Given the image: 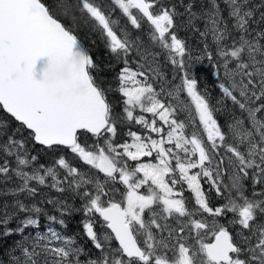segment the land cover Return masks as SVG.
<instances>
[{
	"label": "snow or ice",
	"instance_id": "obj_1",
	"mask_svg": "<svg viewBox=\"0 0 264 264\" xmlns=\"http://www.w3.org/2000/svg\"><path fill=\"white\" fill-rule=\"evenodd\" d=\"M0 264H264V0H0Z\"/></svg>",
	"mask_w": 264,
	"mask_h": 264
},
{
	"label": "trees",
	"instance_id": "obj_2",
	"mask_svg": "<svg viewBox=\"0 0 264 264\" xmlns=\"http://www.w3.org/2000/svg\"><path fill=\"white\" fill-rule=\"evenodd\" d=\"M181 35H185V33H181ZM92 39H96V37L93 36ZM192 43H194V40L192 41ZM97 44L98 45L100 44V42L98 40H97ZM94 51L97 52V58L98 59H105L102 45H100V47L94 49ZM205 69H208V66ZM209 71H210V69H209ZM209 71H207V72H209ZM212 85H208V86L211 89L212 96L213 97H216L218 95V89L213 88ZM119 98H120V96L116 92H113V93L110 94V99H112L114 101L115 100H118ZM117 111H119V107H117ZM25 135H27V133H25ZM91 141H92V138L89 137L88 138V142L91 143ZM47 159H48V157L47 156H44V157L41 158V162H45ZM216 203H220V201L216 200ZM81 219H82V214H77L75 216V218L70 222V226H69V230H68L69 233L71 231L75 230V231L81 232V234H82V229H81L80 224H79V222H80Z\"/></svg>",
	"mask_w": 264,
	"mask_h": 264
},
{
	"label": "rangeland",
	"instance_id": "obj_3",
	"mask_svg": "<svg viewBox=\"0 0 264 264\" xmlns=\"http://www.w3.org/2000/svg\"><path fill=\"white\" fill-rule=\"evenodd\" d=\"M116 15L119 16V12H117ZM194 43H195V41H194ZM207 66H208L207 63L205 62L201 67H202L203 69H205V68H207ZM165 71H167V72L169 73V78H170V77H171V74H172V71H173L172 68H171V66L166 67V68H165ZM208 71H209V69H208ZM209 72H210V71H209ZM209 72H207V71H201V72H200V78H201V79H202L207 85H212L213 82L216 80V77L210 75ZM177 82H178V80H177ZM208 87H209V86H208ZM148 115L150 116V114H148ZM139 128H140V126H139V125H136V126L133 127L132 130L135 131V130H138ZM153 135H155V134H153ZM117 139L122 141V137H117ZM146 159H147V158H146ZM225 182H226V183L228 182L227 177H225ZM205 187L207 188V185H205ZM184 195H185V197H188V198H190V196H191V194H190L188 191H185ZM212 196H213V199L215 200V194H214V193L212 194ZM215 202H216V201H215Z\"/></svg>",
	"mask_w": 264,
	"mask_h": 264
}]
</instances>
